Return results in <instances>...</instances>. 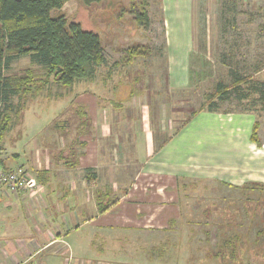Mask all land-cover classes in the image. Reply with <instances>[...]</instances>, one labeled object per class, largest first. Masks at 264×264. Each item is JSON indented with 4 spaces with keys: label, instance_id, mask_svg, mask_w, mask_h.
I'll return each instance as SVG.
<instances>
[{
    "label": "crops",
    "instance_id": "obj_1",
    "mask_svg": "<svg viewBox=\"0 0 264 264\" xmlns=\"http://www.w3.org/2000/svg\"><path fill=\"white\" fill-rule=\"evenodd\" d=\"M161 9L167 87L184 89L195 45L193 0H161ZM29 68L36 77L43 72ZM98 83L51 80L35 96L16 97L21 104L0 142V170L23 167L36 186L0 187V264H224L208 256V247L197 255L176 239L184 212L180 185L264 184V142L251 139L254 112L203 108L160 141L159 116L155 133L145 115L124 113L127 103L138 110L136 97L102 102ZM51 86L52 104H63L44 126L49 108L33 102Z\"/></svg>",
    "mask_w": 264,
    "mask_h": 264
},
{
    "label": "rangeland",
    "instance_id": "obj_2",
    "mask_svg": "<svg viewBox=\"0 0 264 264\" xmlns=\"http://www.w3.org/2000/svg\"><path fill=\"white\" fill-rule=\"evenodd\" d=\"M140 10L148 15L147 26L136 19ZM60 13L69 21L79 22L83 29L97 32L101 39L105 62L95 70L99 80L97 91L102 96L99 100L106 97L123 103L136 97L138 110H129L127 103L124 113L145 115L155 133L159 116L160 141L180 129L194 112L214 101L220 111H253L256 138L264 142V110L258 93L252 90L254 85L264 82V0H193L195 45L189 84L180 90H170L166 83L161 0H101L89 5L68 0L61 9L52 11V15ZM133 45L141 46L144 54L126 62L123 56ZM29 67L42 71L29 56H22L6 64L5 74L19 75ZM235 76L241 78L239 84ZM218 85L229 89V94H220ZM55 89L51 86L49 93L44 91V96L33 102L34 107L38 104L40 109L49 108L42 114L44 126L59 116L57 111L62 108L63 102L59 100L52 104ZM11 100L14 110L19 108L16 105L21 101L16 97ZM76 109L79 107L73 108ZM20 117L21 113L14 117L15 131H21ZM71 118L65 115L62 119ZM180 186L184 212L175 237L181 244L188 242L191 248L187 252L203 255L205 247L209 248L207 254L210 250L216 252L228 245V237L236 235L241 260L224 264H264V184L228 187L212 181H186ZM165 246L162 243L161 250Z\"/></svg>",
    "mask_w": 264,
    "mask_h": 264
},
{
    "label": "trees",
    "instance_id": "obj_3",
    "mask_svg": "<svg viewBox=\"0 0 264 264\" xmlns=\"http://www.w3.org/2000/svg\"><path fill=\"white\" fill-rule=\"evenodd\" d=\"M67 1L0 0V142L12 121L13 97L20 100L35 96L51 80L60 85H70L76 80L93 79L96 67L105 62L97 32L83 29L79 22L67 20L62 13L52 15L53 10L61 9ZM81 1L89 5L101 0ZM137 12L138 22L147 26L149 19L145 10ZM143 54L141 46L133 45L126 49L123 60L129 62ZM22 56H29L32 62L43 68L40 77H36L30 68L19 75L5 74L6 64ZM235 78L239 84L241 78ZM217 90L220 94H229V89H223V86L218 85ZM252 90L258 93L264 110V82L257 83ZM206 108L216 110L217 106L214 101H209ZM255 129L256 122L251 139L258 143ZM97 203L99 211L106 209L102 201ZM227 241L226 249L221 246L216 252L208 251V255L219 257L224 262L241 260L239 237L230 236Z\"/></svg>",
    "mask_w": 264,
    "mask_h": 264
},
{
    "label": "built area",
    "instance_id": "obj_4",
    "mask_svg": "<svg viewBox=\"0 0 264 264\" xmlns=\"http://www.w3.org/2000/svg\"><path fill=\"white\" fill-rule=\"evenodd\" d=\"M35 179L23 167L0 170V187L11 191H25L36 186Z\"/></svg>",
    "mask_w": 264,
    "mask_h": 264
}]
</instances>
